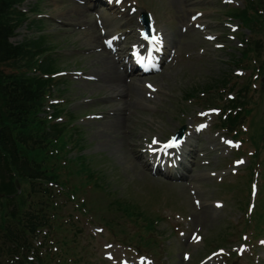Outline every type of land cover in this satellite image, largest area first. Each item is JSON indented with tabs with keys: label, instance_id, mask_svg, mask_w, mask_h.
<instances>
[{
	"label": "rangeland",
	"instance_id": "374dc122",
	"mask_svg": "<svg viewBox=\"0 0 264 264\" xmlns=\"http://www.w3.org/2000/svg\"><path fill=\"white\" fill-rule=\"evenodd\" d=\"M156 0H153V2H148L147 6H149L147 9L152 12L154 15L156 25L158 29L163 30L162 28L164 27V22L165 20H170L172 17H176L177 21L181 22V17L187 21V16L185 14H182L183 11L180 8V1L178 0L177 4L175 3L176 0H160L159 3L155 2ZM207 1L206 3V8L205 11L207 12V15L205 18H217L219 21L220 20V15H218V10H214L217 8L216 6H212L213 2L210 0H205ZM60 3H65L62 7H60V10L65 11L67 10V13L71 14V18L69 20L78 22L80 24L84 23H89L85 20L83 21H78L74 18L75 15V10L77 11H82L81 7H78L76 5H73L72 3L60 0ZM141 7L143 6L141 3L139 4ZM56 14V13H55ZM182 15V16H181ZM69 15L62 14L61 18L68 17ZM60 17V16H59ZM70 17V16H69ZM215 26L210 25V28L213 29ZM218 30H211V32H217L219 29H221V25H218ZM61 31V30H59ZM57 31V32H59ZM227 32V30L225 31ZM97 32L94 28H90L89 32L86 33H77L75 35L67 37L61 44L60 42L55 43V47H66V48H72L70 46H75L76 48L79 49H84V45L81 44V39L83 37H90L94 36L96 37ZM190 37L185 40L183 43V50L182 52L179 51L180 45L178 47V52L180 53V56L178 58L177 64L174 65L173 68H168L164 74L159 77L157 80L161 83V85L164 88H161L162 91L165 92V94L161 93L159 97L156 98L153 104V111L151 114H147L146 117H144V120H140L139 123L142 125H147V124H157V125H168L170 123H174V119L176 115H179L180 109H179V104H180V98L185 97V93L189 88H198L201 86V84L211 80L215 79L220 76V74L223 71L228 70L227 66L224 64L225 61H227L228 56L226 51H220L217 52V54H210V51L205 53L203 56H200L197 52V48H201L199 44L204 43L200 35L193 34V31H190V33H187L184 38ZM20 38H17L15 41H19ZM62 42V41H61ZM237 46L236 42H229L226 47L234 48ZM88 47V46H86ZM189 54V58L186 59L185 55ZM215 58H219L218 60H215ZM77 60H74L78 63L79 68L80 67H86V65L89 64H94L98 56L97 55H90V56H79L78 58H75ZM94 66V65H93ZM96 67V66H94ZM66 69V68H72L71 67V60L68 61H61L58 63L57 69ZM97 68V67H96ZM71 91L69 93V98L70 100L73 99H78L83 96H100L103 97L105 93H109L110 89L104 87L103 89H96L90 90V89H84V87L79 86L77 83H74L71 86ZM96 98V97H94ZM181 98V99H182ZM97 109H101L103 106L100 104H97ZM93 108V107H89ZM116 109H119L117 106L115 107ZM132 120H135V117H132ZM93 121V120H92ZM102 120H98V124L96 126H91L93 127L92 133L95 135V141H98L99 147L96 146V151L103 152L104 155L107 157L108 162L111 166H113V170L121 177L123 180L120 181L119 186L123 187V183L125 182V179L133 180L136 179L137 181H140V179H145L142 174H144V169L136 164L133 160L130 159L129 152L127 149V140L123 136L122 133H117L118 131H108L104 132L105 130L102 125ZM131 125V119H129ZM127 120V122L129 123ZM120 131V130H119ZM210 140H213L212 137H210ZM91 136L88 138V142L92 143L94 141ZM90 152V151H89ZM103 155L100 154L95 158L96 161L101 162L103 160ZM201 160L197 161V164H195V167L193 168L192 176L190 180L187 183H182L179 188L181 192V196L185 197L184 201L186 203L188 202L189 205V212H183V216H189L191 218V224L190 226L194 230L200 229L203 231L206 226H210L212 221H218L220 224L221 229L226 228V226L222 223L223 220H226L229 215H225L223 212L215 211L211 205H203L201 206L200 210H196L194 207H192V199L189 196V191H187V185L192 183L194 186V189L196 187H199L200 189H207V185L212 181L209 177L205 176V172L208 170H217L220 167H215L214 165H211L208 169L203 168L201 164H199ZM95 165V164H94ZM108 166L106 165V162H101L98 163V165H95L96 169H101L100 167ZM94 168V167H93ZM206 169V170H205ZM108 173V170H106ZM145 175V174H144ZM106 179L110 181L107 177ZM126 180V182H127ZM146 183V180H141L139 186H130L127 184L125 187V190L127 193H130L132 191H140V188L142 189L143 185ZM199 183V184H198ZM123 187V188H124ZM201 192V191H200ZM208 199L212 198L213 195L208 189V192H202ZM201 193V196L203 194ZM208 193V194H207ZM181 197V198H182ZM135 201L140 203L141 205L147 204V193L143 196L142 193H139V195L135 196ZM187 198V199H186ZM178 207H181L184 210L186 209L185 206L176 204L173 206L172 209H179ZM180 208V209H181ZM172 219V218H171ZM222 221V222H221ZM174 225L179 226L174 220L172 221ZM168 224L172 226L171 223L168 222ZM184 230L183 228H181ZM174 244H175V250L176 249H182L183 244L180 239L176 238L174 239ZM228 239L233 240V238L230 236ZM104 244V241L101 238L95 237L93 239H85L83 238L79 246H84L87 245V250L83 253V260L85 264H111L102 258V245ZM233 244V242L231 243ZM173 258L175 260H179L182 262L181 259H177V254H173Z\"/></svg>",
	"mask_w": 264,
	"mask_h": 264
},
{
	"label": "trees",
	"instance_id": "16d2710c",
	"mask_svg": "<svg viewBox=\"0 0 264 264\" xmlns=\"http://www.w3.org/2000/svg\"><path fill=\"white\" fill-rule=\"evenodd\" d=\"M18 1L20 0H0V62L2 63L5 60L13 59L17 55L16 49L12 48L6 42L7 37L11 34L12 27L14 26L8 25L10 20L3 21L2 18L4 17V14H7L8 10L12 8V4ZM0 84V89L4 93L3 96L5 98L4 109L9 115L11 124L15 127L16 131L14 132L15 134L11 132V137L6 131L3 132L4 129H0V165L2 156L1 152L6 150L3 147L10 146L11 151L14 152V154L12 153L8 156L5 166L0 169V179L2 180L5 177V173L3 172L5 168H11V170L18 171L17 166L19 164L22 165L21 170L24 173H29L28 164H30V161L37 166L33 168L34 178L39 177L42 175L40 168L41 166H44V161H37L34 159V155L41 151L38 150L39 148L34 147V142H32V140L38 141L39 145H41L42 136L38 132L27 133L21 130L24 122L23 115H25L28 109L27 105L33 99L32 95L28 88L22 85H16L8 78H3ZM2 126L9 127L10 125H0V128ZM1 141L4 142L1 144ZM0 189H3L2 182L0 183ZM17 211L19 214L15 215L12 210L8 212L6 207L3 211L4 221H10L12 224L13 222L21 219L25 220L33 215L41 214L43 212V208L38 197L32 198L30 196L26 200L25 204L18 208Z\"/></svg>",
	"mask_w": 264,
	"mask_h": 264
},
{
	"label": "bare ground",
	"instance_id": "6f19581e",
	"mask_svg": "<svg viewBox=\"0 0 264 264\" xmlns=\"http://www.w3.org/2000/svg\"><path fill=\"white\" fill-rule=\"evenodd\" d=\"M59 8H60V6L59 7H56V11L59 10ZM58 13L60 15L63 14L61 12H58ZM66 14L69 15L70 17H72L70 13H66ZM69 16H68V18H69ZM120 18L122 19V17H120ZM90 38H93V37L92 36H90L88 38L87 37H83L81 39V44H83L84 47L91 45V41L89 40ZM105 54L106 55L102 54L104 56L102 59L106 58L108 60V61H105V68H104L105 69V72L107 74L108 82H109V84L111 86H115V85L119 84L122 81V75H121L120 72L117 71V66L111 60V57L107 53H105ZM81 86L87 87V86H84V85H81ZM87 88H89V87H87ZM114 126L115 127H118V126L120 127L121 126V121H120V123L119 122H116L114 124Z\"/></svg>",
	"mask_w": 264,
	"mask_h": 264
},
{
	"label": "snow or ice",
	"instance_id": "6c2138e0",
	"mask_svg": "<svg viewBox=\"0 0 264 264\" xmlns=\"http://www.w3.org/2000/svg\"><path fill=\"white\" fill-rule=\"evenodd\" d=\"M154 40H156L157 38L156 37H153ZM107 43H109V45H111V41H107ZM148 87H151V85H149ZM227 143H231L230 141H228ZM173 144H178V142L175 140V138H173V142L169 145H166V147H171L173 146Z\"/></svg>",
	"mask_w": 264,
	"mask_h": 264
}]
</instances>
